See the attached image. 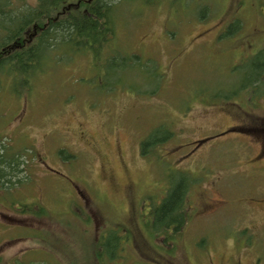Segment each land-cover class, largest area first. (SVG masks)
Returning a JSON list of instances; mask_svg holds the SVG:
<instances>
[{"label":"rangeland","instance_id":"obj_1","mask_svg":"<svg viewBox=\"0 0 264 264\" xmlns=\"http://www.w3.org/2000/svg\"><path fill=\"white\" fill-rule=\"evenodd\" d=\"M159 1L115 10L105 55L124 65L80 55L30 91L4 82L0 151L27 156L26 181L0 190V264H264V83L245 79L264 0ZM180 180L183 226L156 234Z\"/></svg>","mask_w":264,"mask_h":264},{"label":"trees","instance_id":"obj_2","mask_svg":"<svg viewBox=\"0 0 264 264\" xmlns=\"http://www.w3.org/2000/svg\"><path fill=\"white\" fill-rule=\"evenodd\" d=\"M116 1L0 0V92L4 82H7L15 93H19V88L25 91L31 90L35 78L49 71V65L80 55L93 58L98 64L102 58L105 59V63L112 60L113 65L119 59L125 63L126 58L120 53L105 55L106 48H109L115 40L117 26L115 18L120 22V16L115 10L121 7L119 5L122 3L132 0H118L115 3ZM182 6L185 9L183 4ZM235 21L236 29H241L239 18ZM263 48L260 52L264 51ZM134 57L137 58V56H128L127 62ZM123 63L119 64L124 65ZM148 69L150 68L146 67V71ZM103 72L102 70L101 74ZM156 72L154 70L152 75L154 76ZM118 74L119 72H116L113 79L120 81ZM154 77V88L157 81V89L161 80L159 76L157 80L156 76ZM246 78L252 81V87L263 85L264 57H258L253 61V67L250 68ZM108 87L109 84L100 86L101 89ZM246 87H251V84ZM4 139L5 137L0 135V140ZM149 144V142L145 144L146 149L151 146ZM1 149L0 190L11 191L12 187L26 181L25 178H19V174L26 171L23 156L26 157L27 154L13 152L7 145ZM187 191L188 183L182 180L168 191L165 200L156 210L153 224L156 234L166 233L169 229H173L176 233L183 226ZM109 245L113 252L111 258H115L116 250L119 248V246L116 248V239H112ZM98 256L101 257L99 250Z\"/></svg>","mask_w":264,"mask_h":264},{"label":"flooded vegetation","instance_id":"obj_3","mask_svg":"<svg viewBox=\"0 0 264 264\" xmlns=\"http://www.w3.org/2000/svg\"><path fill=\"white\" fill-rule=\"evenodd\" d=\"M261 152H259V154L255 157V159H253V161H256L258 158H260V156H261ZM263 203H264V201H263Z\"/></svg>","mask_w":264,"mask_h":264}]
</instances>
